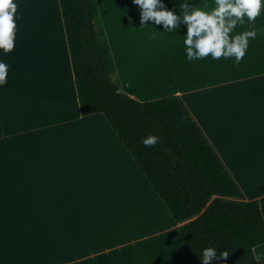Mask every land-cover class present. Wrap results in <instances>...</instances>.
Masks as SVG:
<instances>
[{
    "label": "crops",
    "instance_id": "crops-1",
    "mask_svg": "<svg viewBox=\"0 0 264 264\" xmlns=\"http://www.w3.org/2000/svg\"><path fill=\"white\" fill-rule=\"evenodd\" d=\"M15 2L16 58L0 52L9 65L0 87V264H186L180 224L105 117L80 113L59 0ZM95 2L120 91L141 102L176 95L240 189L237 201L263 199L264 12L239 63L189 61L183 24L169 32L142 24L133 0ZM185 2L215 7L163 0L178 15ZM251 26L245 17L232 35ZM254 255L264 264V244Z\"/></svg>",
    "mask_w": 264,
    "mask_h": 264
},
{
    "label": "trees",
    "instance_id": "trees-1",
    "mask_svg": "<svg viewBox=\"0 0 264 264\" xmlns=\"http://www.w3.org/2000/svg\"><path fill=\"white\" fill-rule=\"evenodd\" d=\"M74 86L82 116L102 114L173 221L186 264H200L211 246L226 258L213 264H257L264 244V198L242 193L176 95L137 101L120 91L95 0H59ZM159 137L145 147L141 138Z\"/></svg>",
    "mask_w": 264,
    "mask_h": 264
},
{
    "label": "clouds",
    "instance_id": "clouds-1",
    "mask_svg": "<svg viewBox=\"0 0 264 264\" xmlns=\"http://www.w3.org/2000/svg\"><path fill=\"white\" fill-rule=\"evenodd\" d=\"M133 3L141 9L142 24L151 20L169 32L178 29L180 24L185 26L183 44L189 61L210 56L213 60L234 58L239 63L246 54L249 39L257 36L255 20L264 12V0H215V7L210 11L185 2L179 5L182 15L167 8L163 0H133ZM17 7L15 0H0V52L3 54L15 47ZM245 17L252 25L251 30L232 35L238 23H245ZM8 68L9 65L0 60V87L7 83ZM158 141L159 137L153 134L141 138L145 147L155 146ZM228 255L224 251L218 257L216 249L208 246L202 249L198 259L200 264H213Z\"/></svg>",
    "mask_w": 264,
    "mask_h": 264
},
{
    "label": "rangeland",
    "instance_id": "rangeland-1",
    "mask_svg": "<svg viewBox=\"0 0 264 264\" xmlns=\"http://www.w3.org/2000/svg\"><path fill=\"white\" fill-rule=\"evenodd\" d=\"M213 2H215V0H212ZM102 10V9H101ZM18 35V33H17V31H16V36ZM21 35H22V33H21ZM20 35V36H21ZM19 37V36H18ZM113 51L115 52V44L113 43ZM10 58L12 59V60H14V58H16L15 57V54H14V51L12 50L10 53ZM22 61V56L19 54V55H17V59H16V62H21ZM174 240V239H173ZM174 244H176V238H175V240H174ZM177 245H178V243H177ZM177 245H176V249H177ZM174 262L175 263H173V264H178V260H174ZM166 264H171L170 262L168 263V261H167V263Z\"/></svg>",
    "mask_w": 264,
    "mask_h": 264
},
{
    "label": "bare ground",
    "instance_id": "bare-ground-1",
    "mask_svg": "<svg viewBox=\"0 0 264 264\" xmlns=\"http://www.w3.org/2000/svg\"><path fill=\"white\" fill-rule=\"evenodd\" d=\"M164 241V240H163ZM162 247H165L166 249H170V251L171 252H173V250H172V245L170 244V242H168V241H164L163 242V244H162ZM152 252L150 251V258H151V256H152Z\"/></svg>",
    "mask_w": 264,
    "mask_h": 264
}]
</instances>
